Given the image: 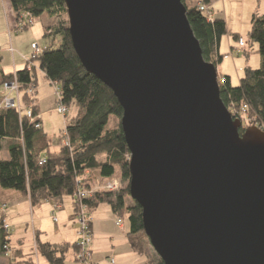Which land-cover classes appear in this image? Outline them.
<instances>
[{
  "label": "water",
  "instance_id": "water-1",
  "mask_svg": "<svg viewBox=\"0 0 264 264\" xmlns=\"http://www.w3.org/2000/svg\"><path fill=\"white\" fill-rule=\"evenodd\" d=\"M83 68L122 108L129 195L162 264H264V131L220 99L181 0H64Z\"/></svg>",
  "mask_w": 264,
  "mask_h": 264
},
{
  "label": "trees",
  "instance_id": "trees-1",
  "mask_svg": "<svg viewBox=\"0 0 264 264\" xmlns=\"http://www.w3.org/2000/svg\"><path fill=\"white\" fill-rule=\"evenodd\" d=\"M8 1L16 20L24 13L30 14L35 21L43 13L57 20L47 27L43 35V53L28 59L25 67L14 73L19 84L20 103L25 108L31 107L33 115L38 114L36 67L32 65L30 70L27 69L29 62L38 60L39 70L47 72L50 81L58 84L60 102L67 108L74 104L77 113L65 120L69 147L61 145L57 152L51 153L41 126L36 129L16 107H0V151L4 141H11L7 146L8 158H0V190H12L28 196L32 205L41 200L61 201L69 196L75 212V194L79 188L92 190L98 180L120 179L117 191L94 190L82 202L89 215L101 203L108 204L113 214L121 219L126 215L130 248L143 256L146 264H162L143 231L141 208L129 195V151L120 128L122 108L111 90L81 65L68 32L64 0ZM181 1L203 59L217 67L222 59L218 52L219 42L227 33L225 21L222 18L208 21L196 4L197 0L190 1L188 5L186 0ZM211 1L200 0V3L209 5ZM233 38L235 41L241 39L236 34ZM248 42L256 45L259 65L257 68L245 67L237 86L233 87L229 78L224 77V82L219 85L220 99L225 107L235 105L237 109L246 105L251 124L264 130V15L252 16ZM54 53H59L57 59H45ZM14 74H6L0 69V87L9 82ZM30 87L35 88L34 92L29 93ZM111 116L117 120L114 126L109 127ZM99 157L103 159L99 160ZM42 159L43 163L40 162ZM9 243V232L4 231L0 221V254L6 253L4 247L9 248ZM35 244L38 254L47 264H65L70 245H53L37 239ZM72 248L75 255L77 243Z\"/></svg>",
  "mask_w": 264,
  "mask_h": 264
},
{
  "label": "crops",
  "instance_id": "crops-1",
  "mask_svg": "<svg viewBox=\"0 0 264 264\" xmlns=\"http://www.w3.org/2000/svg\"><path fill=\"white\" fill-rule=\"evenodd\" d=\"M198 2L200 0H197ZM223 2L224 0H212L209 7L212 11L213 18H218L215 16V12L221 13L220 18L225 20L227 26L228 18ZM1 6L3 7V13H5L7 25L9 26L10 22H16V15L10 3H6V0H0V9ZM218 9L221 12H218ZM46 26H48L47 23L34 29L31 44H38L36 37L42 38L45 41L43 35ZM10 49L14 53L12 47L1 49L2 51L0 50V69L6 74H14L22 70L31 55L30 49L26 53H19L18 57L11 54L10 62L8 60L5 61L3 59V51L5 50L11 53ZM57 57H59V53L48 55L45 59L48 61L50 59H57ZM43 74L46 75L47 81H49L50 76L47 72ZM219 76L228 77L230 81V77L227 74H221ZM38 102L37 98V117L42 128V119L46 113L40 110ZM52 111L55 112L54 108ZM58 150H51L49 146L51 153L57 152ZM0 203L7 205L4 217L6 223L10 226L9 231L12 230L9 233V246L13 249L12 251L14 253L17 252L12 260L8 256H5V254H0V264H47L46 260L36 250V239L42 243H50L53 245H70L65 255V264H75L72 245L77 243L78 225L74 220V207L71 198L67 199V197H63L61 201L41 200L38 204L32 205L28 196H23L21 193L12 190H0ZM57 204L59 208L55 209V205ZM90 217L93 234L90 249L92 259L95 262L99 264H111L109 260L112 259V264H146L145 258L130 248L126 223L122 220V227L116 225V219L118 217L113 214L108 204L101 203L97 205L91 210ZM12 236L16 238L12 240ZM68 255H70L69 259H67Z\"/></svg>",
  "mask_w": 264,
  "mask_h": 264
},
{
  "label": "rangeland",
  "instance_id": "rangeland-1",
  "mask_svg": "<svg viewBox=\"0 0 264 264\" xmlns=\"http://www.w3.org/2000/svg\"><path fill=\"white\" fill-rule=\"evenodd\" d=\"M191 1L195 2L196 0H191ZM8 2L9 1L6 0V3ZM199 3L200 2L196 4L198 5ZM186 4L187 5L190 4V0H186ZM223 5L227 12L228 25L226 26V30H227L226 35L222 36L219 42V53L222 56V59L220 63L217 64V69H216L218 74L217 79L219 80L220 77H222L219 75L227 74L230 77V84L234 87L238 85L239 79L243 75V70L245 67L249 66L251 68H257V66L259 65V55L256 52V45L254 44L250 45V43L248 42V33L251 28L252 16L254 14L264 15V2L262 0H224ZM2 8L3 7L1 6L0 50L7 49L10 47L14 49V53L13 52L8 53L5 50L3 51V59L5 61L8 60L9 62L12 57L11 54L15 55V57H18L19 53L21 52L26 53L27 51H30V44L32 42L31 37L35 28H39L41 27L42 24L47 23L48 26L45 27V32H46L47 27L54 25V23H56L57 21L55 17H51L47 13H43L41 17L35 21L34 24L36 25L35 26L33 25L34 27L31 26V27H24L22 29H17L18 28L17 22H19L20 19L16 20V22L13 23L10 22V25L8 26L6 22L5 13H3ZM219 11L221 12V10L218 9V12ZM220 14L215 12V16H217L218 18L221 17ZM234 34L238 35L243 40L244 47L238 46L239 40L235 41V39L233 38ZM38 38L36 37L39 46L45 47L44 45L45 41L42 38L39 39ZM244 52H248V53L245 54ZM38 64H39L38 60H35L30 63V65H34L36 67V73H37L36 95L39 101L38 105L40 110L46 113L42 119V125H43L42 130L45 133L47 140L50 144V149L58 150L64 140L62 138V132L66 131L64 128L65 120L75 117L77 113V108L74 104L68 107V112L65 118L57 114L56 112L52 111V109L56 107L57 99L55 95V89L58 88V86L52 84L50 80L47 81L46 75L43 74L44 72L42 73V71L39 70ZM4 96H8L7 92L5 91L2 92V90H0V107H4L2 103V99H3L2 97ZM12 97H14V95ZM20 106L23 109V111H27V110L31 111V107L25 108L21 103ZM229 107L226 108L231 115V111ZM37 115L38 114L34 116L37 117ZM231 117L233 119H236L232 115ZM115 120H117V118L111 116L109 119L108 126L109 127L114 126L116 124V122H114ZM37 121L39 122V119H37ZM39 126H41L40 122H39ZM250 126H254L251 124V120L246 122L242 121L240 133L245 128ZM260 129L263 130L261 127ZM10 142L11 141H4L3 148L0 151V158L3 159L8 158L7 146L10 144ZM98 159L102 160L103 158L99 157ZM92 190H94L93 187ZM88 191L90 190L88 189ZM67 199H70V197L67 196ZM122 220L126 223V215H123ZM11 231H9V233ZM14 238L16 237H13L12 240H14ZM7 249L11 250L12 259H13L15 257L14 252L12 251L13 249L10 246ZM69 257L70 255L67 256V259H69Z\"/></svg>",
  "mask_w": 264,
  "mask_h": 264
},
{
  "label": "built area",
  "instance_id": "built-area-1",
  "mask_svg": "<svg viewBox=\"0 0 264 264\" xmlns=\"http://www.w3.org/2000/svg\"><path fill=\"white\" fill-rule=\"evenodd\" d=\"M200 11L204 12L207 16V20L212 22L213 21V15L210 7L208 5H203L202 3L198 4ZM35 23V20L30 16L28 13H24L20 16V21L17 22V29H22L24 27H31ZM238 46L243 47L244 42L242 39H239L238 41ZM31 55L29 59H34L37 56H40L43 51L45 50V47H40L36 43H32L30 45ZM10 52L12 53L13 51L10 49ZM31 62L28 63L27 69L30 70L32 65H30ZM220 81V82H219ZM224 82V77H220L218 80V83H223ZM54 85H57V83H52ZM35 88L30 87L29 93L33 92ZM0 90L7 92L8 96L2 97V103L4 107H16L17 111L20 112L21 106H20V98H19V91L17 88L16 82H5L1 87ZM14 95V97H12ZM55 95H56V107L54 108V111L61 115L62 117H66V114L68 112V108L64 106L60 102V92L59 89H55ZM231 111V115L239 119L242 123V121H250V118L247 114V106L242 105L240 108H235V105H232L229 107ZM23 114L26 115L30 123L34 124L35 128H39V122L37 121V117H35L30 110L23 111ZM244 115V116H243ZM62 138L64 139L62 142V146L69 147V142L67 139V134L66 131L62 132ZM40 162H44V159H42ZM121 181L120 179H112V180H105V181H100L98 180L97 184L95 185L94 190L97 191H117L120 188ZM88 191V189H82L79 188L78 191L75 194L76 198V207H75V212H74V220L78 225V231H77V252L74 255V262L75 264H99L95 262L92 259V254H91V243H92V238L93 235L91 233V217L88 214L87 208L82 202L83 199L90 197L92 191ZM7 205L6 204H1L0 205V221H1V227L4 229V231L9 232L10 226L8 223L5 221L4 217V212L6 211ZM59 208V205H55V209ZM55 220V219H54ZM116 225L118 227H122L123 222L121 218L116 219ZM6 249L5 256H8L10 260H12V253L11 250ZM109 263H113V260L110 259Z\"/></svg>",
  "mask_w": 264,
  "mask_h": 264
},
{
  "label": "bare ground",
  "instance_id": "bare-ground-1",
  "mask_svg": "<svg viewBox=\"0 0 264 264\" xmlns=\"http://www.w3.org/2000/svg\"><path fill=\"white\" fill-rule=\"evenodd\" d=\"M9 82H16V84H17V88H18V91H19V84H18V82H17V79H16L15 74L13 75V78H12ZM57 86H58V84H57ZM90 229H91V227H90ZM91 233H92V230H91ZM92 235H93V234H92Z\"/></svg>",
  "mask_w": 264,
  "mask_h": 264
}]
</instances>
